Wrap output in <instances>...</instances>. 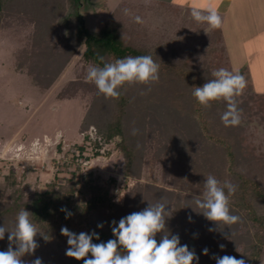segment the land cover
<instances>
[{"label":"rangeland","instance_id":"rangeland-1","mask_svg":"<svg viewBox=\"0 0 264 264\" xmlns=\"http://www.w3.org/2000/svg\"><path fill=\"white\" fill-rule=\"evenodd\" d=\"M55 1L0 0V191H3L5 178L10 173L22 183L29 196L37 191H46L53 182L57 187L78 179L80 187L84 178L92 177L109 189L113 203L122 210L127 206L132 207L133 195L139 189H146L148 194L159 190L173 196L187 193L190 197L202 198L204 190L197 191L196 186L204 184L208 175H213L221 185L224 181H230L228 165L220 168L219 159L217 162L212 159L211 163L216 162L214 166L208 165L206 157L202 155L204 150L197 148L193 152L192 145H183L180 141L175 143L173 139L167 138L158 118L153 124L146 121L147 125L139 133H134V130L130 132L136 162L131 170L132 175L127 178L124 174L125 157L118 145L122 138L107 143L100 136L96 125L110 116L111 112L106 110L105 98L100 95L95 84L86 80L87 70L93 64L83 57L84 45L76 51L66 71L45 94L33 83L31 75L16 70L17 61L29 68L31 54L36 53L28 49L36 36L33 25H27L30 15L43 25L38 36L43 44H55L57 38L64 48L72 44L73 35L82 26L76 15V5L73 0H57V4ZM92 1L97 4L94 8L81 11L82 27L90 32H99L112 14L123 7L126 26H137L140 22L139 27H145L152 43L157 45L156 40L167 43L183 57L191 53L197 57L196 51L202 48L203 35L210 32L206 23L195 22V26L190 25L192 16L187 10L193 7L204 10L210 5L218 12H225L227 7L224 0ZM246 9L248 15L237 16V22L228 20L224 23L226 49L233 70L239 71L244 77L249 75L256 91L264 92V14L258 0ZM136 29L139 30L138 26ZM182 40L186 42L180 43ZM149 46L141 45L140 41L135 45L137 49H147ZM25 47L28 48L21 52ZM48 55L51 56L50 53ZM50 56L48 58H52ZM56 56L55 66L62 59ZM167 56L172 57V54ZM45 60L43 54L38 59L41 69L46 67ZM199 63H196L198 67ZM69 83L76 85L71 89L75 97L59 101L58 95ZM249 132V139L254 145L248 146L259 157L257 160L264 173L263 116H259ZM79 147L84 152L73 161V154H80ZM237 160L246 170V157L242 155ZM67 163L69 167L66 170L64 164ZM171 165L177 166L179 172L171 174ZM258 171L256 169L255 174ZM166 192L162 196L168 198L171 206L175 205L177 200L173 201V197ZM235 213L240 219L236 223L234 248L242 251L251 246L255 229L244 212L237 209ZM226 233L223 228L222 238L231 240L226 237ZM195 247L196 242L191 241V250L194 251Z\"/></svg>","mask_w":264,"mask_h":264},{"label":"trees","instance_id":"trees-1","mask_svg":"<svg viewBox=\"0 0 264 264\" xmlns=\"http://www.w3.org/2000/svg\"><path fill=\"white\" fill-rule=\"evenodd\" d=\"M55 2L58 3L57 0ZM1 8L0 3V20ZM191 9L189 8L187 12L191 13ZM123 10V7H119L97 33L90 32L82 27L83 23L80 24L82 26L78 33H75L70 41L72 44L65 48L61 45L59 38L55 40V44H43L38 38L43 25L41 21H37L30 15L31 19L27 25H33L36 36L35 41L31 42L27 48L31 50V53L33 51L36 53L31 54L32 63L29 68L26 64L24 66L23 62L17 61L16 70L31 75L33 83L42 94H45L63 75L72 57L83 45L85 46L84 59L99 67H103L104 63H114L116 59L128 56L151 55L160 66L158 82L147 85L126 84L120 89L121 95L118 99L106 98L100 93L103 99L105 98L106 110L111 112L110 116L102 119L99 124L96 123L100 136L107 143L115 138H122L118 145L125 157L124 174L127 178L132 175L131 170L136 162L129 134L133 130L134 133H139L141 128L147 125L146 121L153 124L156 123L157 118L167 138L173 139L175 143L180 141L183 145H192V151L197 148L204 150L202 155L206 157L205 162L208 165L214 166L218 159L220 168L228 165L230 182L236 186L234 195L229 197L230 211L231 214L236 215L235 210L238 209L251 220L255 229L251 246L247 249L243 248L242 251L240 248H234L237 238L236 224L225 226L221 223L218 226L215 222L209 221L201 213L202 210L195 205L194 198L187 193L173 196L166 191L156 190L148 194L146 189H139L138 193L133 195L132 207H121L122 210H119L113 203L109 189L92 177L84 178L80 187L78 179L70 180L66 185L57 187L53 182L47 186L46 191H37L29 196L21 186L22 183L17 181L13 173H10L5 178L3 191H0V227L4 226L8 230H13L18 212L25 208L30 212L29 218L38 231L35 237L38 248L34 254L22 257L25 264H31L36 258H40L42 264H83V260L77 261L66 256L69 245L67 237L61 234L62 227H67L76 234L81 232L91 234L95 231L100 239L93 238V243L107 242L109 239H115L112 234V221H116L118 225L121 218L144 210L149 203L153 205L164 203L167 205L165 210L170 212L169 217L166 216L165 232L170 237L178 235L180 244L187 245L190 251H192L191 241L196 242L194 252L199 259L193 264H216L213 257L224 255L234 256L237 259L243 258L246 264H262L264 261V173L257 160L259 157L248 145H254L249 139L250 128L255 125L259 116L264 117V92L256 91L249 75L245 77L247 86L243 94L236 98L241 123L226 127L221 121V115L226 110V102H212L210 108H204L192 95L193 87L203 86L208 80L214 78L213 71L219 68L234 71L224 41L222 17L220 28L210 29L208 34L203 35V43H200L202 48L199 47L196 51L198 56L191 53L183 57L174 47L167 46V43L159 40H156L157 45L152 43L145 27L143 25L139 27L140 22L136 24L139 30L134 25L126 26ZM15 18L22 22L20 18ZM195 22L191 18L190 25L195 26ZM139 41L143 46H152L147 49H137L135 45ZM185 42V40L180 41V43ZM27 48H23L21 52ZM150 49L151 52H148ZM49 53L51 56L48 55ZM169 53L172 57L167 56ZM42 54L46 56L44 63L46 67L41 69L38 59ZM56 55L61 56L62 59L55 66ZM49 56L52 58H48ZM101 56L104 58L103 62L99 59ZM198 62H200L199 67L196 65ZM244 71L247 72L246 69ZM73 85L69 83L62 89L57 97L59 101L71 100L75 97L71 89L76 85ZM79 152V155L73 154V161L77 160L84 150L79 147ZM242 155L247 160L246 170L237 160ZM212 159L216 162L211 163ZM64 166L66 170L69 167L68 163ZM256 169L259 171L255 174ZM169 170L171 174L175 171L179 172L178 167L174 165H171ZM184 187H186L185 183ZM196 188L197 191L205 190L204 184H199ZM163 192L171 195L173 201L177 200L175 205L171 206L168 198L162 196ZM225 192L227 193V189ZM137 201L141 203L138 204ZM62 208L71 212L72 215L66 219L67 213L61 211ZM100 223H103V228L97 227ZM210 228L214 230L209 231ZM223 228L227 231L226 237L231 240L222 238ZM163 234H157V242ZM7 237L6 232L5 238L0 240V251L8 249ZM220 245H224L223 250ZM13 248L15 250L16 245H13ZM205 248L208 249L207 255L203 254Z\"/></svg>","mask_w":264,"mask_h":264},{"label":"clouds","instance_id":"clouds-1","mask_svg":"<svg viewBox=\"0 0 264 264\" xmlns=\"http://www.w3.org/2000/svg\"><path fill=\"white\" fill-rule=\"evenodd\" d=\"M191 16L198 23H206L210 29H218L222 25L221 16L210 5L204 10L193 7ZM99 59L101 62L104 60L102 56ZM159 67L151 55L128 56L116 59L114 63H104L103 67L90 65L86 80L94 83L99 93L106 98L118 99L121 95L120 89L126 84L147 85L158 82ZM212 76L214 78L203 86L193 87V97L204 108H210L212 102H226V110L221 115L222 123L226 127L239 125L241 115L236 98L243 94L247 86L245 77L239 71L226 68L213 71ZM204 188L202 198H194L195 205L202 210L201 213L218 226L221 223L225 226L236 224L240 218L231 214L229 206V197L234 195L236 186L230 181H224L221 185L213 175H208ZM166 206L164 203H149L144 210L121 218L118 225L116 221H112V234L115 239L107 242L93 243V238L100 239L95 231L91 234H76L67 227H62L61 234L67 237L69 245L65 254L77 261L83 260V264H193L199 259L195 252L190 251L187 245H181L178 235L170 237L165 232L166 216L168 218L170 213L165 210ZM61 211L67 213L66 219L72 215L64 208ZM29 217L30 212L25 208L21 209L13 230L0 227V240L5 238L7 232L9 241L8 249L0 251V264H25L22 257L34 254L38 248L35 240L38 231ZM103 226V223L97 225L98 228ZM158 233H164L159 242L156 239ZM13 245H16L15 250ZM220 248L223 250L224 245H220ZM203 254H208L207 248L203 250ZM213 258L216 264H246L245 259L230 255ZM31 264H42V260L36 258Z\"/></svg>","mask_w":264,"mask_h":264},{"label":"crops","instance_id":"crops-1","mask_svg":"<svg viewBox=\"0 0 264 264\" xmlns=\"http://www.w3.org/2000/svg\"><path fill=\"white\" fill-rule=\"evenodd\" d=\"M258 1H259L260 7L262 8L263 14H264V0H258ZM256 2L257 0H224L225 5L227 6L225 8V12H220L221 10L218 12L219 15L223 19V25H222L223 35H224V23L228 20L237 22L238 21L236 19L237 16L248 15L247 14L248 10L246 9V7L252 4H256ZM224 41H225V37H224ZM225 45H226V42H225ZM226 48H227V45H226Z\"/></svg>","mask_w":264,"mask_h":264},{"label":"flooded vegetation","instance_id":"flooded-vegetation-1","mask_svg":"<svg viewBox=\"0 0 264 264\" xmlns=\"http://www.w3.org/2000/svg\"><path fill=\"white\" fill-rule=\"evenodd\" d=\"M73 2L76 5L77 8V18H80V24L83 23V14H82V10L86 11V9H89V7H95V5H97L96 3H94L92 0H73ZM84 24V23H83Z\"/></svg>","mask_w":264,"mask_h":264},{"label":"water","instance_id":"water-1","mask_svg":"<svg viewBox=\"0 0 264 264\" xmlns=\"http://www.w3.org/2000/svg\"><path fill=\"white\" fill-rule=\"evenodd\" d=\"M193 244V243H192Z\"/></svg>","mask_w":264,"mask_h":264}]
</instances>
